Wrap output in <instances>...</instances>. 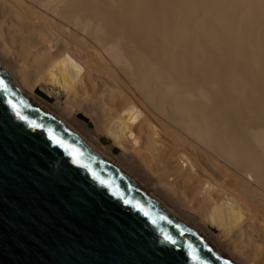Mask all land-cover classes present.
Here are the masks:
<instances>
[{
    "label": "bare ground",
    "instance_id": "obj_1",
    "mask_svg": "<svg viewBox=\"0 0 264 264\" xmlns=\"http://www.w3.org/2000/svg\"><path fill=\"white\" fill-rule=\"evenodd\" d=\"M0 64L232 262L264 264V0H0Z\"/></svg>",
    "mask_w": 264,
    "mask_h": 264
},
{
    "label": "water",
    "instance_id": "obj_2",
    "mask_svg": "<svg viewBox=\"0 0 264 264\" xmlns=\"http://www.w3.org/2000/svg\"><path fill=\"white\" fill-rule=\"evenodd\" d=\"M0 264L235 263L0 64Z\"/></svg>",
    "mask_w": 264,
    "mask_h": 264
},
{
    "label": "rangeland",
    "instance_id": "obj_3",
    "mask_svg": "<svg viewBox=\"0 0 264 264\" xmlns=\"http://www.w3.org/2000/svg\"><path fill=\"white\" fill-rule=\"evenodd\" d=\"M40 85H41V86H40ZM40 85L37 86L38 89H39V88L41 89V87H43L44 90H48V87H47V86L42 85V84H40ZM37 87H36V89H35V92H37ZM53 101H54V100H53ZM77 117H79V118H81V119H86L85 114H84V111H82V110H81L80 112L77 113ZM89 126H90V127H95L94 123H92V122H90ZM107 135H108L107 132L104 133V136H107ZM108 136H109V135H108ZM111 138H112V137H110V141L106 142L107 144L113 143V140H112ZM119 151H120V150H119L118 148L115 150L116 153H119ZM155 174H157V172H155Z\"/></svg>",
    "mask_w": 264,
    "mask_h": 264
}]
</instances>
